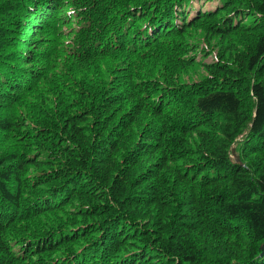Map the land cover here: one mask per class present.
<instances>
[{"label":"trees","instance_id":"1","mask_svg":"<svg viewBox=\"0 0 264 264\" xmlns=\"http://www.w3.org/2000/svg\"><path fill=\"white\" fill-rule=\"evenodd\" d=\"M195 1L0 0V264H264V0Z\"/></svg>","mask_w":264,"mask_h":264},{"label":"rangeland","instance_id":"2","mask_svg":"<svg viewBox=\"0 0 264 264\" xmlns=\"http://www.w3.org/2000/svg\"><path fill=\"white\" fill-rule=\"evenodd\" d=\"M201 1L202 0H200L198 2L195 1V7H198ZM207 6L210 7L211 6V2H210V4H206V3L204 4V8L207 7ZM211 8H212V6H211ZM249 20H250V17H247L246 21H249ZM200 37L202 38V36L197 35L196 39H193L192 41H190L191 43L194 42L198 46V48H197L198 55L196 56L197 63L198 62H202V63L203 62H207V61H209L212 58L213 55L216 54V52H215L216 50L215 49H211L207 55H202L201 54L202 53L201 50L203 49L204 46L206 47V45H205V43L203 42V40ZM205 74H206V72L203 70V68H201L200 66L196 65L191 70H189L186 74L183 75V79L186 80V81H188V80H197V79L203 78V76Z\"/></svg>","mask_w":264,"mask_h":264},{"label":"water","instance_id":"3","mask_svg":"<svg viewBox=\"0 0 264 264\" xmlns=\"http://www.w3.org/2000/svg\"><path fill=\"white\" fill-rule=\"evenodd\" d=\"M232 151L234 152V149H232ZM235 159H236L237 162H239V158H238L237 155H235Z\"/></svg>","mask_w":264,"mask_h":264}]
</instances>
